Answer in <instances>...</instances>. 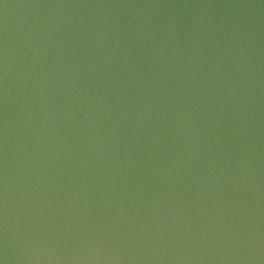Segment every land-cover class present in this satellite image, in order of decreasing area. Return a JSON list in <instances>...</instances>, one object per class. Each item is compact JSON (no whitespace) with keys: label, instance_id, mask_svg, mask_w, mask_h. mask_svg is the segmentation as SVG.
<instances>
[{"label":"water","instance_id":"obj_1","mask_svg":"<svg viewBox=\"0 0 264 264\" xmlns=\"http://www.w3.org/2000/svg\"><path fill=\"white\" fill-rule=\"evenodd\" d=\"M0 264H264L123 0H0Z\"/></svg>","mask_w":264,"mask_h":264}]
</instances>
